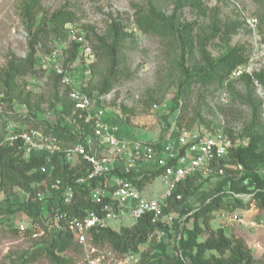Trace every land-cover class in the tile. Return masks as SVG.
Wrapping results in <instances>:
<instances>
[{"label":"rangeland","instance_id":"rangeland-1","mask_svg":"<svg viewBox=\"0 0 264 264\" xmlns=\"http://www.w3.org/2000/svg\"><path fill=\"white\" fill-rule=\"evenodd\" d=\"M32 1L0 0V69L10 57H26L31 33L38 28L36 24L43 23L42 20L58 10H67L75 15L74 22L67 25H76L85 33L95 55L88 83V90H94L100 84L102 71L95 54L96 37L107 38L110 23L116 20L125 24L134 36L124 45L119 68L121 75L110 91L103 94L101 101L112 121L120 124L127 134L146 141L161 140L169 128V121L176 120L185 126L194 122L192 128L221 129L235 147L248 145L249 139L244 135L243 127L249 120L250 110L243 102L247 88L239 77L243 73L253 75L264 70V0H37L29 13L28 10L23 13L22 8L31 5ZM148 6L166 15L176 11L182 22L191 23L194 32L205 39L212 57L229 49L244 52L248 62L232 73L230 80L233 88L226 84L193 85L180 92L182 79L174 48L162 38L142 32L136 23L137 15L145 14ZM28 19H35L32 28ZM251 19L255 21L254 28L248 23ZM67 25L63 29L64 35L58 38L46 26L40 27L36 46V56L40 60L50 55L60 41L68 39ZM69 44V48L63 51L65 64L72 61L74 45L71 41ZM199 60V53L196 52L191 62L198 63ZM40 67L38 65L37 69ZM45 71L21 80L32 96L27 105L19 101L13 103L14 115L11 116V103L4 101L6 112L0 124L3 132L11 129V123L27 129H45L55 124L61 107L52 97L53 82L48 77L49 70ZM255 81L250 88L261 101L262 109L264 98ZM259 84L264 91V85ZM57 87L59 97H62L66 89L61 84ZM261 119L264 128L262 114ZM260 151L264 153V145ZM214 179L212 177L204 186L214 185ZM164 188L161 179L156 178L145 186L144 193L154 197ZM0 201V206L4 208L0 210V264H50L43 255H39L46 237L35 238L27 228L26 236L21 238L18 230L11 225L12 216L15 224L26 227H30L34 219L27 218L26 213L18 208L8 211L6 207L11 200ZM243 215L244 224L229 223L215 210L210 214V224L214 229L223 228L228 236L244 239L257 258V264H264V209L255 207ZM115 226L120 227V224ZM206 236V233L203 234L200 240ZM98 244L104 248L110 246L107 243ZM147 248L148 244L143 245L142 252ZM34 253H38L35 260L32 258ZM63 255L73 264H84L83 251L74 242Z\"/></svg>","mask_w":264,"mask_h":264},{"label":"built area","instance_id":"built-area-1","mask_svg":"<svg viewBox=\"0 0 264 264\" xmlns=\"http://www.w3.org/2000/svg\"><path fill=\"white\" fill-rule=\"evenodd\" d=\"M248 23L254 28V20H248ZM67 37L66 41L57 44L50 55L39 59L38 64L49 70L48 73L60 76L61 85L74 103L72 113L61 116L62 127L70 129L73 140L66 142L43 128L27 129L11 123V129L3 132L0 126V146H16L24 159L43 155L45 162L39 170L49 179L41 183L42 188L35 197L42 204L39 219L31 221L30 227H26L15 224L12 216L11 225L18 230L21 238L26 236L27 228L35 238H48L60 229L70 230L73 242L83 251L84 264H140L141 248L137 253L123 254L111 246L104 248L94 239L96 230L111 228L118 231L122 226H132L142 216L150 214L154 222L160 221L168 227L179 219V240L186 235L189 214L180 217L175 211H165L168 201L179 187L186 185L189 178L196 177V182L201 183L215 174H224L225 169L217 168L216 164L227 159L233 142L221 129H189L180 127L176 120L169 121V128L161 140L146 141L121 134L101 103L103 95L92 97L86 90L95 55L85 33L76 25H67ZM70 41L78 46L77 56L65 64L63 51L69 48ZM255 84L264 98L259 81L256 80ZM11 109L12 116L15 112L13 107ZM262 109L264 118V102ZM5 112L4 95L0 93V124ZM60 113L61 109L59 116ZM57 164L76 168L78 174L70 179H54ZM236 169L240 171L239 175L243 174L242 166ZM256 172L264 178V163ZM146 176L151 177L147 184L156 178L161 179L165 185L162 193L154 197L145 195L147 184L141 185L140 181ZM243 185H249V181L244 180ZM247 189L246 192H235L227 186L224 201H239L241 205L217 209L218 215L229 223L244 224L243 214L257 207V190L253 186ZM81 191L88 192L95 206L85 210L83 216H72L68 206ZM216 195L213 191L204 203H209ZM177 198L180 199L181 195ZM1 199L11 200L13 204L16 199L27 201L29 194L15 187L10 195L0 193ZM25 215L32 218L27 213ZM115 224H120V227ZM153 237L161 242L167 237V232L156 230ZM174 240L176 238H173V243Z\"/></svg>","mask_w":264,"mask_h":264},{"label":"trees","instance_id":"trees-1","mask_svg":"<svg viewBox=\"0 0 264 264\" xmlns=\"http://www.w3.org/2000/svg\"><path fill=\"white\" fill-rule=\"evenodd\" d=\"M36 3L37 0H33L31 5L23 7V13H26L27 10L29 13ZM74 19L75 15L67 10H58L48 18L46 17L42 20L43 23L36 24L37 31L31 33L32 36L28 43L29 52L26 57H10L5 66L0 69V93L4 95V101L11 103V107L16 101L27 105L26 102L32 96L30 91H26L21 80L39 71L46 72L44 66L37 69L39 58L36 56V46L39 42L40 27L46 26L58 38L64 35L63 29L68 23L74 22ZM27 21L30 28L36 23L35 19ZM136 23L142 32L158 36L174 48L182 79L180 92L190 89L193 85L226 84L232 89L233 82L230 80L232 73L248 62V57L244 55V52L235 49L226 50L219 56L212 57L207 49L205 39L194 32L191 23L182 22L176 11L171 15H166L163 11H157L154 7L148 6L145 14L137 15ZM132 36L134 34L127 30L125 24L113 20L110 23L108 37H96L95 54L102 65V71L100 72V84L94 90L86 89L90 96L97 97L110 91L113 83L121 75L119 71L122 62L121 55L125 43ZM73 45L71 60L76 58L78 49L75 43ZM196 52L199 53L200 60L198 63H192V57ZM187 63L189 65L186 66ZM47 74L53 82L52 97L60 104L62 114L60 113V116L56 117L54 125L46 127L44 130L66 142H71L74 136L69 133L68 127H62L61 116L71 114L75 107L74 103L68 98L67 90L62 97H59L57 86L61 84L60 76L51 72ZM239 79L244 81L247 88L243 102L249 107L250 113L243 132L249 139V143L247 146L236 147L233 144L227 159L216 164L217 168L225 169L224 174H215L201 183L196 182V177L189 178L186 185L179 187L176 194L168 201L169 204L165 207V211H175L180 217L189 214L185 227L186 235L177 239V234L180 231L179 219L171 227H168L160 221L154 222L152 215L145 214L132 226H122L118 231L111 228L96 230L94 233L96 242L107 243L121 254L137 253L143 245H147L149 242L148 248L141 253L140 264H257V258L244 239L228 236L223 228L214 229L210 224V214L215 210L222 206L236 208L241 205L239 201L224 202L227 186L235 192H246L248 187L253 186L257 190V207L264 209V178L256 172L264 163V153L263 150L260 151L264 145L262 109L261 101L253 95L250 88L254 79L264 85V70L255 72L253 75L243 73ZM112 123L118 126L120 133L123 131L120 124L115 121ZM193 123L190 122L185 126L181 121L178 122L180 127L189 129L192 128ZM44 162L43 155H33L29 159H24L16 146H0V193L10 195L15 187H19L29 194L27 201L21 202L16 199L13 204H9L6 207L8 211L12 212L18 208L34 220L39 219L42 204L35 197L42 187L41 183L44 180H49L39 170ZM239 165L243 168L242 175H239L240 171L236 169ZM77 172L76 168L57 164L53 178L70 179ZM212 177L215 178L214 185L204 186V183H208ZM150 178L146 176L142 179L141 185H146ZM244 180H248L249 185H243ZM213 191L217 195L205 204V198ZM178 195H181L180 199L177 198ZM94 206L88 192L81 191L68 206V211L72 216H83L85 210ZM2 209L4 208L0 206V210ZM156 230H166L167 237L161 242H157L153 237ZM205 233L207 234L206 238L200 240V237ZM173 238H176L174 243H172ZM72 244L73 237L70 230L60 229L54 232L52 237L46 238L45 245L39 255H43L50 264H73L71 259L63 255ZM37 256L38 253H34L33 260Z\"/></svg>","mask_w":264,"mask_h":264},{"label":"crops","instance_id":"crops-1","mask_svg":"<svg viewBox=\"0 0 264 264\" xmlns=\"http://www.w3.org/2000/svg\"><path fill=\"white\" fill-rule=\"evenodd\" d=\"M121 134H127V132H126V131H122ZM253 255H254V254H253Z\"/></svg>","mask_w":264,"mask_h":264}]
</instances>
